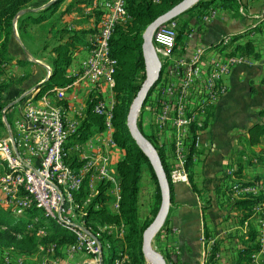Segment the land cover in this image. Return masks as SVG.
I'll return each mask as SVG.
<instances>
[{
	"label": "crops",
	"instance_id": "1",
	"mask_svg": "<svg viewBox=\"0 0 264 264\" xmlns=\"http://www.w3.org/2000/svg\"><path fill=\"white\" fill-rule=\"evenodd\" d=\"M52 1L38 0L16 17L15 39L11 48L14 60L4 65L6 73L0 75V85L14 79L29 90L25 95V108H30L28 99L38 90L39 85L48 80L51 75V65L55 57L53 48L59 39L58 31L66 26H69V29L89 31L86 37L88 45L79 46L73 53L71 65L67 71V76L71 77L74 70H80L81 63L87 57L89 44L96 34L102 16V0H86L74 7L70 13H67L66 10L73 0H66L50 19L40 25L28 26L27 31L21 34L18 30L19 18L25 14H35L46 9ZM222 4L217 1L206 13L194 14L196 17L187 24L185 34L181 39H178L173 57L181 72L186 74L188 67L191 66V70H193L198 68L197 64L200 65L201 80L195 85L206 86L209 68L214 61H222L225 57L233 56L231 54L234 52H236L235 55H241L242 47L248 43H254L262 56L260 58H255L252 55L246 56L249 61L247 64L238 65L229 74L223 76L222 84L226 88V92L210 111L209 117L197 116V120L203 122L204 127L198 128L191 125L185 135L187 157L190 149L195 151L192 166L189 167L191 176L188 183L176 184V178H174L176 134L170 123L162 126L160 122L164 104L168 107V97L165 94H160L159 90H162L164 86L162 84L168 80L169 66L175 64L169 58L163 57L164 61L161 57L163 70L161 78L143 105L138 118L142 124L143 132L144 127L148 128V136L155 138L159 148L164 151L171 168L170 175L173 183L171 207L167 225H164L160 230L158 233L160 237L157 239L164 254L171 255L173 260L171 264H207L210 256L214 253V248H217L215 252L216 264H238L239 254L249 240L251 229H256L258 241L262 228L260 221L263 218V213L259 209L264 202V191L254 193L245 188L264 183V142L250 148L241 141L242 137H248V129L260 121V112L264 109V0H236L237 7L231 3L227 6ZM184 17L186 19L182 23L188 21L191 15H184ZM250 27L256 28V30L250 31ZM43 28L49 33L50 39L43 47L35 48L30 39L34 40L37 34L45 36L46 32ZM158 31L159 29L154 35ZM226 38L229 39V42L224 45L223 41ZM29 44L32 48L29 47ZM216 46L218 47L216 48ZM37 53L42 57H36ZM197 57H199V63H194ZM18 60L29 62L22 66L34 65V72L30 75L17 73V65H21ZM111 63L113 62L111 61ZM113 68L109 67L110 70ZM19 87L14 86L15 92ZM72 90L78 91L75 94H67L65 101V104L71 108L69 133H72L84 118L91 96L103 100L108 109L113 110L115 106L114 89L108 85L102 88L100 94H95L93 86L88 81L78 80L69 92ZM15 92L6 91V96L9 97L8 102H10L7 106L8 109L13 108L22 97H17ZM41 99L35 101L38 102ZM63 111L68 117V110L63 109ZM3 122L7 127L6 115H4ZM194 123H196L195 119ZM110 129L113 132L112 117H110L109 123H106L105 130ZM194 131H196L195 137ZM96 134L100 133H95L90 140L71 147L69 153L76 155L80 160L91 157L95 153L96 146H92L90 141L94 140ZM144 134L146 133L144 132ZM197 137L200 138L198 148L195 147ZM242 151H244L243 155L238 156ZM110 154L112 159L113 157L118 158L116 163L114 161L115 166L112 163L116 170L117 164L124 158V152L116 146V148H112ZM0 170H4L5 174L1 161ZM181 176H188L187 167H181ZM144 182L150 184L148 178L145 180L143 178L142 185ZM148 190L150 191L148 193L151 194L153 186L150 185ZM142 191L143 189H140V206L150 203L151 198L150 194L144 196ZM110 194L113 197L110 210L113 213H118L116 204L120 200L119 179L118 186L113 185ZM261 194H263V198L255 206L253 215L248 219L245 218L248 213L245 208L234 206L236 202ZM143 199L147 200L143 201ZM83 204L82 202L77 204L79 209H82ZM144 208L146 210V207ZM145 210H142V214L147 216ZM96 225L102 231L110 229L108 235L113 234L114 230L120 229V236L124 237L123 226ZM259 251L255 255H258ZM123 262H127V258L120 261L121 264ZM252 264H264V253L260 255L257 263L252 257Z\"/></svg>",
	"mask_w": 264,
	"mask_h": 264
},
{
	"label": "trees",
	"instance_id": "2",
	"mask_svg": "<svg viewBox=\"0 0 264 264\" xmlns=\"http://www.w3.org/2000/svg\"><path fill=\"white\" fill-rule=\"evenodd\" d=\"M37 1L38 0H0V75H5L6 73L4 65H7L14 60V57L11 54V48L15 39V19L20 12L33 6ZM65 1L66 0H57L49 7L38 13H28L19 18V32L21 34L25 33L28 26L40 25L46 22L59 10ZM85 1L86 0H73L69 4L66 12L70 13L74 7ZM182 1L183 0H126V16L130 18V20L125 24L118 25L115 28V31H113V35L110 39L109 45L111 61L116 63V67L113 68L112 73L115 81L114 93L116 101L112 111L113 140L116 143L117 148L124 152V158L117 164L116 167L120 189L119 209L118 213H113L110 210L109 204L113 200L110 191L113 185L111 182H102L98 186V194L89 205L87 211H83L85 214L83 220L86 222L87 229L90 231H92V225L99 224L102 226H123L125 233L123 238H117L112 235L106 236V243H102L104 246V259L102 264H118V262L122 261L124 258H127L128 264H147L143 253V235L160 210L162 201L161 190L156 172L151 162L141 151L130 134L128 128V115L132 103L137 96L136 93L141 88L137 86L138 78L141 75V77L144 76L143 80L146 79V65L143 56V34L152 22L170 11ZM217 1L226 6L227 4L230 5L229 3L233 4V6H238L236 4V0H201L193 8L177 17L180 18L184 15H191L188 21L179 25L178 39H181V37L185 34L187 24L194 17H196L194 14L206 13L210 10L211 5ZM177 18H175V20H177ZM88 33L89 31L87 30L69 29V26L61 28L58 31L57 37L59 39L53 48L55 57L51 65V75L49 79L40 84L37 88L38 90L30 96V99H28L30 100L29 102H36L35 100H39L46 95H53L54 92L61 90V87H66L74 82V78L67 76V71L71 65L74 51H76L79 46L82 47L88 45V42L86 41ZM217 47L218 46H216V48ZM234 53L231 55H235ZM241 53L245 55V57L252 55L255 58H260L262 56L254 43H248L246 46L242 47ZM18 63L23 65L28 64L29 62L26 60H18ZM14 86H20L19 88L21 89L16 88L15 92ZM6 91H12V93L15 92L17 93V97H21L29 90L24 88V86H21V82H16L14 79L9 83L4 82L0 85V139L5 135L6 131V125L3 122V112L10 103L8 102L9 97L6 96ZM97 102L98 99L91 96L87 104L84 118L80 122L79 126L69 135L68 139L65 140L63 145V149L66 153L64 158L65 165H70L69 168L72 170H78L79 167L85 164V160H80L76 155L69 154L70 148L90 140L95 133H102L106 129L105 118L95 112ZM9 109H7V114ZM210 115L211 114L209 112L208 117ZM193 125L196 126V123L192 124V126ZM138 126L144 134L140 121L138 122ZM144 136L154 145L161 157L169 179L172 195L173 183L171 182L170 175L171 168L167 162L165 153L161 148H159L157 141L153 136H148L146 134H144ZM195 136L196 131H194V137ZM241 142L250 148L261 145L264 142V109L260 112V121L248 129V137H242ZM243 153L244 151L240 152L238 156H242ZM194 154L195 151L190 149L186 165L189 172V178L191 176L189 167L192 166L191 164L193 163ZM1 157L2 155L0 154V158ZM145 172L146 174L148 173L150 182L153 186L151 194L148 193L151 196V205L147 216L142 214L139 202V194ZM19 191H25L24 197L27 195V191L24 188H19ZM83 194H85L84 191L81 196H83ZM71 195L72 198H77L76 202L78 204L81 203L82 200H78L77 197V190L71 191ZM81 196H79V198H81ZM262 198L263 194L251 197L250 199L244 201L236 202L234 206L245 208L248 211L245 218L248 219L253 215L255 206L259 204ZM75 205L76 211L79 212L78 205L76 203ZM27 209H33L29 211L30 215L27 213L29 215L28 217L17 220L16 224L13 225L11 224L14 219L13 214L23 215L22 212H15L0 206V246H14L24 252L33 251L36 248L34 236L31 235L23 237L21 234L26 230V225L30 219L37 216V214H41L43 211L45 212V210L35 202ZM50 218L56 222H49L52 224L51 230H54L56 235H58V233H63L67 236V238H61L60 240L53 237L52 242H57V247L60 249H68L69 246L76 241V237L73 236L75 233L71 232V234L70 230L66 227V225L64 226V224L70 223L74 226V229L77 232L82 234L80 225L68 222L64 218H61L63 223L59 218ZM167 222L168 218L165 225H167ZM3 225L11 228L14 231V234L11 235L9 232L5 231L3 229ZM81 227L84 231H86L83 226ZM159 237L160 234L156 236V240ZM89 238L92 239L91 237ZM259 249L260 245H258L257 241V231L256 229H251L249 240L246 242L245 248L241 250L239 254L238 264H252V257L259 251ZM213 250L214 253L210 256L207 264H216L215 252L217 251V248H214ZM162 251L164 252V250ZM164 256L168 264L173 262L170 254H164Z\"/></svg>",
	"mask_w": 264,
	"mask_h": 264
},
{
	"label": "built area",
	"instance_id": "3",
	"mask_svg": "<svg viewBox=\"0 0 264 264\" xmlns=\"http://www.w3.org/2000/svg\"><path fill=\"white\" fill-rule=\"evenodd\" d=\"M102 16L98 29L88 47V55L81 63L80 70H74L71 78L74 82L66 87H61V91L54 92L53 95H46L40 101L33 103L32 108H25V92L17 104H22L21 115L15 121V128L7 120L6 135L0 139V146L5 153H10L13 162L24 161L26 165L32 167V178L26 190H36L40 207H46L50 212L59 214L66 221L80 225L78 212L75 210L77 198L67 197V186L76 184L77 197L82 191L87 192L85 203L95 198L98 194V186L102 182H111L118 186L117 172L112 167V157L110 151L116 148L113 140V132L105 130L96 134L92 143L95 153L85 159V164L78 168V175L74 178H67L69 166H60L59 147L71 133L57 132V113L59 109H67L68 117L66 124L69 125L70 106L65 104L67 93L75 86L78 80L88 81L94 88L95 94H100L105 85L114 89V76H109V67H116V63H111L110 40L108 32L115 31L118 25L129 22L126 17V0H102ZM179 23L173 19L153 36V46L161 57L169 58L173 63L167 72L168 80L162 85L160 94L168 97V107L164 104L160 122L162 126L167 123L173 127L176 139L174 155L176 166L174 168V178L177 183H188V176H181V164L185 153L186 137L188 132L185 127V118H194L196 126L203 128V122L197 120L198 115L208 116L209 112L215 107L220 97L226 92L222 84L224 75L229 74L233 68L241 64H247L248 58L244 55H233L225 57L222 61H214L209 68V78L214 80V87H206L197 84L201 80V67L198 70H191L188 67L186 74L182 73L173 59L178 42ZM229 39L223 43L226 45ZM162 61V60H161ZM194 63H199L197 57ZM7 109L5 114L7 117ZM112 109H108L103 100H98L95 112L105 118V123H109L113 117ZM200 138L195 139V147L198 148ZM70 154V153H69ZM47 163L56 164V176L60 177V184H53L48 175H43V168H47ZM249 192L259 193L264 191V183H258L252 187L245 188ZM24 192L19 191L17 178L9 177L0 171V204L3 208L26 214L33 209L26 208ZM119 209V203L116 204ZM263 213L261 219L262 228L259 234L260 251L253 256L257 263L260 255L264 253V202L259 209ZM82 235L87 237V244H71L68 253L72 256H81L88 264H102L104 256V246L102 242L88 241V233L94 231H84L80 226ZM96 246L99 251V259L91 260L88 257V247ZM123 262L122 264H124ZM83 264V263H75Z\"/></svg>",
	"mask_w": 264,
	"mask_h": 264
},
{
	"label": "rangeland",
	"instance_id": "4",
	"mask_svg": "<svg viewBox=\"0 0 264 264\" xmlns=\"http://www.w3.org/2000/svg\"><path fill=\"white\" fill-rule=\"evenodd\" d=\"M184 19H186L184 16L177 18V22L179 24H181L182 21H184ZM167 24H169V22ZM165 25H163V26H165ZM162 27H160V28H162ZM250 29H251L250 31L256 30V28L252 29L251 27H250ZM43 30H44V32H46L45 28H43ZM255 35H258V34H255ZM48 39H50L49 33L46 32L45 36H44V34L43 35L37 34L34 37V40L32 38L30 40L33 42V44L35 45L34 47L36 48L39 46L43 47V45H45L47 43ZM29 47L32 48L30 44H29ZM35 56L36 57H42L38 53ZM162 60H164L163 57H162ZM34 70H35L34 65L29 64V65H25V66L17 65L16 71L19 74L24 73L25 75H30L34 72ZM145 74H146V79H147V77H148L147 70H146ZM143 79H144V76L141 77V75H140L138 78V81H137V86H139V88L142 87L143 83L146 80V79L145 80H143ZM77 91L78 90H72L71 92H68L67 94H69V95L71 93L75 94V93H77ZM138 92L136 93V95L138 94ZM21 109H22V104L20 103V104H16L13 108H10L8 110V114H7L6 119L12 125L13 128H15V121L21 115ZM61 110H63V109H61ZM138 122H139V119H138ZM144 132L148 135L149 134L148 128L144 127ZM5 135H6V131H5ZM114 161L116 163L118 161V158L113 157V159H112V163L115 166ZM114 166H112V167H114ZM0 171L2 174H4V170H0ZM144 176H147V177H144ZM143 178H144V180L147 178L150 180L149 175H148V173L146 174V172L144 173ZM150 185H152L151 182H150V184H148V182H144L143 185L141 184V189H143L142 193L144 194V196H148V192H149L148 189H149ZM83 191L85 192V194H83V196L80 195L81 198H79V196H78V200L81 201L83 199L81 202L84 203L83 208L78 209V211H79L78 212V218L80 220V226H83L86 231H90L87 229L86 222L83 220L84 216H85L83 211H85V212L87 211L89 205L92 203L94 198H92L86 204L85 200H87L88 196H87L86 191L85 190H83ZM142 197H143V195H142ZM145 200H147V199H143V201H145ZM76 204H78V203L76 202ZM110 205L111 204H109V207H110ZM150 205H151L150 203H147V205L141 204V207H140L141 211L142 210L144 211L145 210L144 207H146L145 213L148 215L149 211H150ZM0 206H1V204H0ZM78 208H79V206H78ZM8 210H10V209H8ZM29 213L30 212H28V214ZM28 214L26 213L23 215H15V213H14L13 214L14 219H13V222L11 224L15 225L17 220L25 219L26 217H28L30 215V214L29 215ZM49 222L56 223L44 211L41 214H37V216L30 219V221L26 225V230L21 235L23 237L24 236H31V235L34 236L36 248L33 251L24 252V251H21L20 249H17L14 246H8V247L0 246V264H75V263L88 264V263L84 262V259L81 258V256L80 257L79 256H73V255L71 256L68 253V249H65V250L63 248L60 249L57 247V244H56L57 242L56 243L52 242L53 237L58 238V240H60L61 238H67V236H66V234H63V233H58V235H56L55 231L51 230L52 224H50ZM68 224H70V223H68ZM71 226H73V225H71ZM7 228H8L7 226L3 227V229L5 231H7L11 235H13L14 231L11 228H8V229ZM92 230L94 232L89 233L88 236L91 237L92 239H94L96 242H102L103 244H105L106 243L105 238H106V236H109L108 230H110V229H106V230L102 231L95 224V225H92ZM70 232H72V231H70ZM120 233H121L120 229H117V230H114L113 234H111V235L115 236L117 238H122L120 236ZM73 236L76 237V241L73 244H81V241H79V239H78L79 237L75 234H73ZM153 247L156 249V251H158L159 253H161L164 256V252L161 250V247L158 245L156 238L154 239ZM88 257L91 260H98L97 256L89 248H88ZM127 262H125L124 264H128ZM119 263L120 262H118V264ZM146 263L147 264H153L152 261H147V260H146Z\"/></svg>",
	"mask_w": 264,
	"mask_h": 264
},
{
	"label": "water",
	"instance_id": "5",
	"mask_svg": "<svg viewBox=\"0 0 264 264\" xmlns=\"http://www.w3.org/2000/svg\"><path fill=\"white\" fill-rule=\"evenodd\" d=\"M55 1L57 0H53L49 5L53 4ZM200 1L201 0H183L170 11L157 18L145 30L143 34V56L148 77L134 99L128 115V128L130 134L138 147L151 162L156 172L161 190L162 201L160 210L154 221L149 225L143 235L144 256L147 261H152L153 264H168L165 257L153 247V242L157 234L165 225L169 215L171 207V188L161 157L154 145L141 132L138 126V118L150 92L157 85L162 74V62L153 46V35L155 31L168 21L179 17L189 9L193 8ZM20 14H22V12H20ZM22 99L23 98H20L16 104L22 101Z\"/></svg>",
	"mask_w": 264,
	"mask_h": 264
},
{
	"label": "bare ground",
	"instance_id": "6",
	"mask_svg": "<svg viewBox=\"0 0 264 264\" xmlns=\"http://www.w3.org/2000/svg\"><path fill=\"white\" fill-rule=\"evenodd\" d=\"M170 21H168V22H170ZM167 23H165V24H167ZM162 26H160V27H162ZM112 35H113V31H109L108 32V40L111 39ZM197 66H198V64H197ZM168 70H169V68H168ZM193 70H198V68H195ZM112 73H113V69L112 70L109 69V76H112ZM206 86L207 87H214V80L208 79ZM33 103L34 102H29L30 108H32ZM66 121H67V117H66L64 111L59 109V112L57 113V132H59V133L68 132L69 133L68 125L66 124ZM193 121H194V118H185V127H187L188 130L191 128ZM65 140L63 141V144L59 147V163H60V166H66L65 162H64V158H65L66 153L63 149V145L65 143ZM0 154L2 155V157L0 158V161H1V163L5 169V174H7L9 177H16L18 188L22 187L26 190V187L30 183V179L32 178V167L29 165H26V162H24V161L13 162L11 157H10V153H5L1 146H0ZM186 165H187V156H183V163L181 164V167L185 168ZM43 175H48L49 180H52L53 184H60V177L56 176V164L55 163H47V168H43ZM76 175H78V170H72L70 168L67 169V178H74ZM76 190H77L76 184H69L67 186V197L72 198L71 191H76ZM26 191H27V195L24 197V199L26 200V208H28L34 202L36 204L40 205V200L38 199V193L36 192V190H26ZM43 208H44L45 212L50 217L59 218L60 221L62 222V219H61L62 216L61 215L55 214L54 212H50L46 207H43ZM65 225L70 231H72V233H75L78 235V237H79L78 239H79V241H81V244H87V237L85 235H82L80 232H77L74 229V226H71L68 223L64 224V226ZM88 241L96 242L90 238H88ZM88 248L99 259V257H98L99 251L97 250L96 246H89Z\"/></svg>",
	"mask_w": 264,
	"mask_h": 264
}]
</instances>
